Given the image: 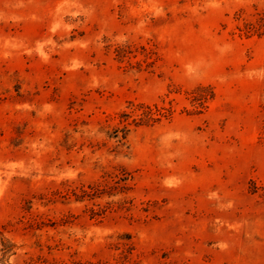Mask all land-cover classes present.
<instances>
[{
    "label": "rangeland",
    "instance_id": "374dc122",
    "mask_svg": "<svg viewBox=\"0 0 264 264\" xmlns=\"http://www.w3.org/2000/svg\"><path fill=\"white\" fill-rule=\"evenodd\" d=\"M0 264H264V0H0Z\"/></svg>",
    "mask_w": 264,
    "mask_h": 264
}]
</instances>
